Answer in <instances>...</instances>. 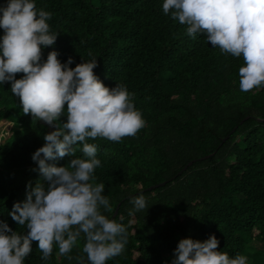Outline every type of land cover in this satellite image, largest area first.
<instances>
[{"label":"trees","instance_id":"obj_1","mask_svg":"<svg viewBox=\"0 0 264 264\" xmlns=\"http://www.w3.org/2000/svg\"><path fill=\"white\" fill-rule=\"evenodd\" d=\"M34 3L53 14L50 30L59 33L53 46L42 48L41 62L53 50L61 63L71 57L72 68L97 58L99 80L134 93L146 121L135 137L119 143L87 140L101 160L94 182L105 185L110 202L101 212L111 219L117 208L113 219L127 229L124 251L107 264H171L181 239L203 242L210 235L230 258L239 254L248 264H264V122L256 120L264 118V87L240 91L243 57L222 53L203 34L187 35L185 25L163 13V0ZM10 87L0 84V121L13 124L8 136H0V220L24 233L8 213L26 199L29 183L44 182L32 171L31 155L44 145L47 124L24 115ZM81 149L77 144L73 158H85ZM70 159L47 163L66 166ZM140 194L148 207L130 216V201ZM78 243L73 259L54 246L44 261L33 241L25 264H78L83 238Z\"/></svg>","mask_w":264,"mask_h":264},{"label":"clouds","instance_id":"obj_2","mask_svg":"<svg viewBox=\"0 0 264 264\" xmlns=\"http://www.w3.org/2000/svg\"><path fill=\"white\" fill-rule=\"evenodd\" d=\"M162 9L185 25L190 37L203 34L222 53L243 57L241 92L264 87V0H163ZM52 15L37 9L34 0H7L0 6V84L10 83L24 115L55 129L31 155L37 165L32 171L44 182L34 187L29 183L26 199L8 213L26 232L18 233L0 220V264H25L33 241L42 260H49L54 246L71 260L81 238L84 255L75 257L78 264H107L124 251L127 229L101 212L110 209V202L103 195L105 185L94 182L101 160L97 145L87 140L119 143L135 137L146 121L135 108L134 93L122 84L110 89L99 80L93 71L97 58L72 68L71 57L61 63L53 50L41 62L42 48L53 46L59 35L50 30ZM18 73L22 78L16 79ZM77 144L82 145L83 159L73 158ZM65 156L71 158L66 166L47 163ZM130 202V216L148 207L143 194ZM218 245L214 235L203 242L181 239L171 264H248L246 256L230 258L217 251Z\"/></svg>","mask_w":264,"mask_h":264},{"label":"rangeland","instance_id":"obj_3","mask_svg":"<svg viewBox=\"0 0 264 264\" xmlns=\"http://www.w3.org/2000/svg\"><path fill=\"white\" fill-rule=\"evenodd\" d=\"M0 36H3L2 33H0ZM42 123H44L43 121H41ZM13 124L7 120H1L0 121V136L4 137V136H8L9 133L11 132V129ZM54 127H50L47 125V133L54 131Z\"/></svg>","mask_w":264,"mask_h":264},{"label":"water","instance_id":"obj_4","mask_svg":"<svg viewBox=\"0 0 264 264\" xmlns=\"http://www.w3.org/2000/svg\"><path fill=\"white\" fill-rule=\"evenodd\" d=\"M256 120H257L258 122H264V118H256ZM190 164H191V162H189L187 165H190ZM187 165L183 168V170L186 169ZM179 173H181V171H180ZM165 183H166V182H162V183H160V184H156V185L150 186V187H148L146 190H150V189L155 188V187H157V186L164 185ZM117 210H118V209L116 208L115 211H114V213H113V216H112L111 219H113V217L116 215ZM74 264H77V263H74Z\"/></svg>","mask_w":264,"mask_h":264}]
</instances>
